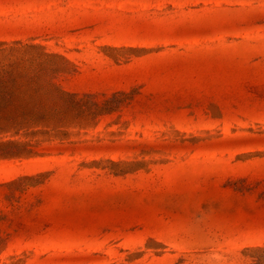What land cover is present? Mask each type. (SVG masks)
<instances>
[{
  "label": "rangeland",
  "instance_id": "rangeland-1",
  "mask_svg": "<svg viewBox=\"0 0 264 264\" xmlns=\"http://www.w3.org/2000/svg\"><path fill=\"white\" fill-rule=\"evenodd\" d=\"M0 264H264V0H0Z\"/></svg>",
  "mask_w": 264,
  "mask_h": 264
}]
</instances>
